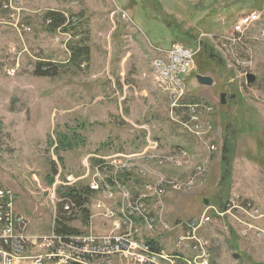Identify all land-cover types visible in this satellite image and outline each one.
Masks as SVG:
<instances>
[{"label":"rangeland","instance_id":"obj_1","mask_svg":"<svg viewBox=\"0 0 264 264\" xmlns=\"http://www.w3.org/2000/svg\"><path fill=\"white\" fill-rule=\"evenodd\" d=\"M2 2L0 187L15 193L16 211L29 221V233L51 232L54 207L58 216L69 190H88L84 176L98 157L141 153L158 142L157 153L172 156L173 163L132 161L145 163L147 180L192 179L186 189L166 194V220L200 217L209 205L222 208L236 195V205L252 203L259 218L237 208L231 212L238 221L213 216L200 231L210 263L264 264V0H13L18 11L10 13ZM252 11L257 17L230 58L217 37L231 35L234 22ZM47 12L63 16L64 24L50 30ZM172 44L191 49L200 44L190 71L181 75L177 102L154 68L165 56L159 49ZM39 63L50 65L49 76L34 73ZM246 74L256 80L247 84ZM197 75L211 77L213 84H198ZM177 149L186 156L176 155ZM132 173L139 176L137 168ZM114 176V192L125 193ZM100 213L89 208L67 215L73 219L68 225L73 233L89 227L108 233L110 224ZM239 221L256 229L241 235Z\"/></svg>","mask_w":264,"mask_h":264},{"label":"built area","instance_id":"obj_2","mask_svg":"<svg viewBox=\"0 0 264 264\" xmlns=\"http://www.w3.org/2000/svg\"><path fill=\"white\" fill-rule=\"evenodd\" d=\"M1 8L8 13L18 11L13 0H3ZM10 16L14 17L15 14L11 13ZM256 17L257 13L252 11L236 20L231 35L217 37L218 48H227L229 57L235 58L234 45L241 41ZM45 24L51 25V19H46ZM21 26L25 32H31L30 27ZM202 37L204 34H201ZM199 49L200 44L195 50L180 44H173L168 50L159 49L165 56L154 62V68L175 102L183 92L181 75L190 70ZM190 108L194 114L198 107L194 105ZM193 119H197V116ZM157 150L159 143L152 142L141 153L98 157L99 163L92 170L88 166L84 176L85 179L89 178L88 192L94 194V198L86 199V195L81 206L71 199H61L62 212L71 217L89 208L102 209L104 213L99 216L110 224L108 233H97L91 227L78 233H58L54 229L57 218L54 207L51 232L31 234L28 231L29 221L16 211L15 193L11 188L0 187V264H211L208 243L200 231L213 222L212 217L233 216L231 210L237 208L246 216L258 219L259 210L246 201L236 205L238 197L235 195L223 208L209 205L200 217L168 222L163 203L166 194L186 189L192 179L169 181L159 178L160 183L148 181L150 176L144 162L152 159L158 164L173 163L172 156L159 154ZM175 152L176 155L186 156L181 149ZM137 159L144 162L132 163ZM134 168H137L139 176L132 173ZM111 175H118L124 181L125 193L114 192ZM121 213L132 216V224H123ZM138 214H145L149 218L148 232L138 233V227L134 226V218H138ZM240 223L243 226L241 235L256 229L251 223ZM162 254L172 255V262L164 263Z\"/></svg>","mask_w":264,"mask_h":264},{"label":"trees","instance_id":"obj_3","mask_svg":"<svg viewBox=\"0 0 264 264\" xmlns=\"http://www.w3.org/2000/svg\"><path fill=\"white\" fill-rule=\"evenodd\" d=\"M214 1V0H213ZM45 20L46 19H51V25L48 26V28H50V30H52L53 28H57L60 25H63L65 22V19L63 16L58 15L55 12H47L45 14ZM78 52L73 51L72 56L74 57V59L79 58V55H77ZM49 64L48 63H43L40 64L39 66L36 67L34 73L38 76H49L50 73L49 71ZM42 67H45L46 69L43 70ZM86 191H88L87 189H80L78 191H73V190H69L67 192V197H69L72 201L75 202L76 205L81 206L82 203H84V197L87 195ZM223 208V207H222ZM65 213H59L57 218H56V223L54 226V229L56 232L58 233H63V234H71L75 231V229H73L72 227H70L68 225V223H70L73 219L72 218H68V216Z\"/></svg>","mask_w":264,"mask_h":264},{"label":"bare ground","instance_id":"obj_4","mask_svg":"<svg viewBox=\"0 0 264 264\" xmlns=\"http://www.w3.org/2000/svg\"><path fill=\"white\" fill-rule=\"evenodd\" d=\"M181 152L186 154V152L183 149H181ZM112 180H117V179L115 178V176L114 179H111V186L115 190V186L117 187V184H115L114 181L112 182ZM119 182L122 188L125 189V184L121 182V180ZM121 221L123 222V224H132V216H130L128 213H125ZM134 226L138 227V231L145 230V232H148L150 229L149 218H146L145 214H138V218H134ZM162 261H164V263H171L172 255L162 254Z\"/></svg>","mask_w":264,"mask_h":264},{"label":"water","instance_id":"obj_5","mask_svg":"<svg viewBox=\"0 0 264 264\" xmlns=\"http://www.w3.org/2000/svg\"><path fill=\"white\" fill-rule=\"evenodd\" d=\"M245 79H246L247 84H251L256 80V76H254L253 74H246ZM196 80H197L198 84H200V85L211 86L213 84L212 78L208 77V76L197 75ZM225 98H226L225 93L220 94V103L224 104L226 102ZM229 98L234 99L235 95H231ZM204 205H207L206 200L204 201Z\"/></svg>","mask_w":264,"mask_h":264},{"label":"crops","instance_id":"obj_6","mask_svg":"<svg viewBox=\"0 0 264 264\" xmlns=\"http://www.w3.org/2000/svg\"><path fill=\"white\" fill-rule=\"evenodd\" d=\"M155 88H156V87H154V89H155ZM158 88H159V87H158ZM109 90L112 91V93H111L112 98H113V97H116V95L118 94V92H115V91L112 90L111 88H109ZM159 92H160V94H161V92L163 93L164 91H161V90H160ZM164 93H165V92H164ZM173 137H174V136H173ZM127 143H129L130 145H132V147H134V148L138 146V145L136 146V142H135V141H130V142L127 141ZM92 147H93V146H92ZM84 158H85V159H84ZM86 158H87V157H82V158L80 159L81 162L83 163V165H84L85 162H86Z\"/></svg>","mask_w":264,"mask_h":264}]
</instances>
